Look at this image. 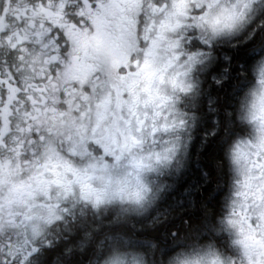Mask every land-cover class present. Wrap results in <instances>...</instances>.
Returning a JSON list of instances; mask_svg holds the SVG:
<instances>
[{"label": "clouds", "instance_id": "9594fccd", "mask_svg": "<svg viewBox=\"0 0 264 264\" xmlns=\"http://www.w3.org/2000/svg\"><path fill=\"white\" fill-rule=\"evenodd\" d=\"M0 264H264V0H0Z\"/></svg>", "mask_w": 264, "mask_h": 264}]
</instances>
